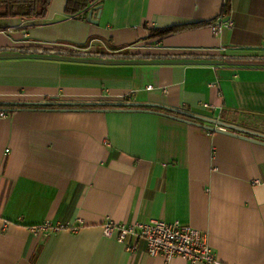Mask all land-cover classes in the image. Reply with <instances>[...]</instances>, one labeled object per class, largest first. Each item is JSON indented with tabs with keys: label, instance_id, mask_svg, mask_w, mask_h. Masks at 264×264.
Listing matches in <instances>:
<instances>
[{
	"label": "crops",
	"instance_id": "0c3cea01",
	"mask_svg": "<svg viewBox=\"0 0 264 264\" xmlns=\"http://www.w3.org/2000/svg\"><path fill=\"white\" fill-rule=\"evenodd\" d=\"M67 2L0 19V104H153L264 134L249 121L264 119V0H103L98 24ZM217 20L233 27L216 37ZM96 108H0V264H165L103 234L151 219L207 234L223 264H264V145Z\"/></svg>",
	"mask_w": 264,
	"mask_h": 264
},
{
	"label": "built area",
	"instance_id": "2783aa9c",
	"mask_svg": "<svg viewBox=\"0 0 264 264\" xmlns=\"http://www.w3.org/2000/svg\"><path fill=\"white\" fill-rule=\"evenodd\" d=\"M233 27V23L217 20L212 26L214 36L218 37L225 29ZM5 118L4 112L0 113ZM8 154V151H6ZM67 226L53 227L45 225L34 230L35 233L59 232ZM103 234L107 238L117 236L122 243L129 238L130 251H135L137 243L143 240L146 244L148 256L162 258L165 264H171L176 258H182L189 264H223L217 257L216 251L210 246L207 234L180 222L167 223L160 219H151L147 223L115 224L108 222L103 227Z\"/></svg>",
	"mask_w": 264,
	"mask_h": 264
},
{
	"label": "water",
	"instance_id": "95a60500",
	"mask_svg": "<svg viewBox=\"0 0 264 264\" xmlns=\"http://www.w3.org/2000/svg\"><path fill=\"white\" fill-rule=\"evenodd\" d=\"M93 17V11H90L89 13V22L91 24L95 23L98 24L97 21H94L92 19ZM59 97H52L51 101L49 102H39V103H32V102H10V103H4L6 106H26V105H36V106H49V107H66L69 109H65L66 111H83L84 107H100V108H106V107H112V108H118L123 109L127 108L128 111H133V109L136 108H159L163 109L171 114H164L159 112H152L157 115L167 117L172 120L180 121L185 124L195 126L199 129H203L212 133H221L225 135H230L233 137H237L246 141H250L256 144L264 145V134L255 132L252 130H248L233 124H229L227 122L221 121L219 119H212L207 118L199 115L192 114L190 112L179 110V109H173L165 106H159V105H153V104H141V103H125V102H87V103H75V102H60L58 101ZM72 108V109H70ZM18 109L11 108L6 111L12 112L16 111ZM98 111H108L106 109H98ZM135 111V110H134ZM142 111V110H140ZM182 117V118H181ZM186 118V119H185Z\"/></svg>",
	"mask_w": 264,
	"mask_h": 264
},
{
	"label": "trees",
	"instance_id": "16d2710c",
	"mask_svg": "<svg viewBox=\"0 0 264 264\" xmlns=\"http://www.w3.org/2000/svg\"><path fill=\"white\" fill-rule=\"evenodd\" d=\"M52 0H0V19H13L18 18L22 20H37L42 19L46 16L48 7ZM103 0H68L66 6V14L67 15H87L93 8H96L102 3ZM228 1L226 3V6ZM212 24L209 22L200 23L193 26L188 27H180V28H170L165 30H157V32H153V37H164L169 34L179 33L181 31H185L188 29H199L210 27ZM0 108L2 109H49V108H59V107H49V106H36V105H26V106H6L4 104H0ZM96 108V107H94ZM100 108V107H98ZM96 108V109H98ZM154 109L157 111H164L169 113L163 109L159 108H148ZM171 114V113H169ZM223 119V117H222Z\"/></svg>",
	"mask_w": 264,
	"mask_h": 264
},
{
	"label": "rangeland",
	"instance_id": "374dc122",
	"mask_svg": "<svg viewBox=\"0 0 264 264\" xmlns=\"http://www.w3.org/2000/svg\"><path fill=\"white\" fill-rule=\"evenodd\" d=\"M249 121L259 127H264V119L260 118H251Z\"/></svg>",
	"mask_w": 264,
	"mask_h": 264
}]
</instances>
